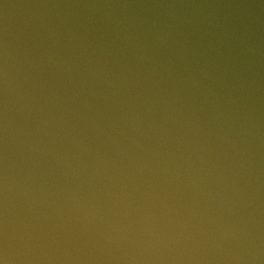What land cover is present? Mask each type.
Returning a JSON list of instances; mask_svg holds the SVG:
<instances>
[{
    "label": "water",
    "instance_id": "water-1",
    "mask_svg": "<svg viewBox=\"0 0 264 264\" xmlns=\"http://www.w3.org/2000/svg\"><path fill=\"white\" fill-rule=\"evenodd\" d=\"M0 264H264V0H0Z\"/></svg>",
    "mask_w": 264,
    "mask_h": 264
}]
</instances>
